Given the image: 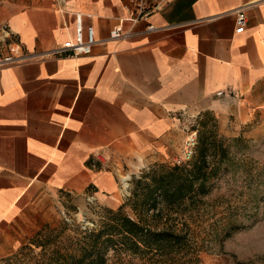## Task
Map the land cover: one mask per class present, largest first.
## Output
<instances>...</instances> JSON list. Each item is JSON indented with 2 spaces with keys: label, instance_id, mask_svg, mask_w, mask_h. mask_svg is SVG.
Listing matches in <instances>:
<instances>
[{
  "label": "crops",
  "instance_id": "1",
  "mask_svg": "<svg viewBox=\"0 0 264 264\" xmlns=\"http://www.w3.org/2000/svg\"><path fill=\"white\" fill-rule=\"evenodd\" d=\"M76 13L94 27L88 55L0 68V257L33 195L116 206L120 172L175 159L189 116L264 118V0H0L28 53L72 37Z\"/></svg>",
  "mask_w": 264,
  "mask_h": 264
},
{
  "label": "rangeland",
  "instance_id": "2",
  "mask_svg": "<svg viewBox=\"0 0 264 264\" xmlns=\"http://www.w3.org/2000/svg\"><path fill=\"white\" fill-rule=\"evenodd\" d=\"M194 119L195 148L202 132L207 139L209 165L215 168L207 183L208 192L181 208L163 209L154 224L187 229L197 247L194 264H235L252 259L264 264V118L237 125L231 119L204 112ZM195 148L189 161L196 155ZM175 163V159L157 160L136 174L120 172L116 206L77 194L42 191L33 195L17 229L21 244L1 256L0 264H40L41 248L36 241H46L51 246L57 242L69 245L80 229L99 223L104 208L123 205L124 212L133 216L126 204L133 181L150 169ZM106 264L140 262L122 253L110 254Z\"/></svg>",
  "mask_w": 264,
  "mask_h": 264
},
{
  "label": "trees",
  "instance_id": "3",
  "mask_svg": "<svg viewBox=\"0 0 264 264\" xmlns=\"http://www.w3.org/2000/svg\"><path fill=\"white\" fill-rule=\"evenodd\" d=\"M206 138L199 134L195 157L183 164L150 169L133 181L123 210L104 208L99 223L78 231L70 244L36 241L41 248L40 264H106L110 254L137 257L140 264H194L197 247L187 229L172 224H154L163 209L181 208L208 192V180L215 173L208 161ZM168 220V217L165 218ZM235 264H259L257 260Z\"/></svg>",
  "mask_w": 264,
  "mask_h": 264
},
{
  "label": "built area",
  "instance_id": "4",
  "mask_svg": "<svg viewBox=\"0 0 264 264\" xmlns=\"http://www.w3.org/2000/svg\"><path fill=\"white\" fill-rule=\"evenodd\" d=\"M247 24L246 14L243 9L236 12V32H242ZM111 39H118L126 36L121 31V27L116 26L109 34ZM94 27L92 25L83 26L82 15L75 14V29L72 37L55 45L52 49L43 53H28L24 50L21 42L12 32L7 24L0 25V68L9 65L21 64L33 59H43L46 57L82 56L91 52L95 43ZM224 94L222 91L217 95ZM195 116H189L182 124L183 140L179 155L175 157L177 164L188 162L193 154L197 142V131L195 128ZM127 184V183H126Z\"/></svg>",
  "mask_w": 264,
  "mask_h": 264
}]
</instances>
